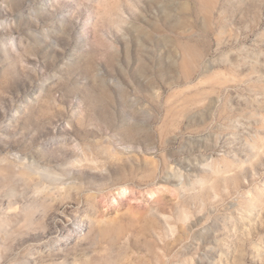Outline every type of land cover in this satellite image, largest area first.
<instances>
[{
    "label": "rangeland",
    "instance_id": "1",
    "mask_svg": "<svg viewBox=\"0 0 264 264\" xmlns=\"http://www.w3.org/2000/svg\"><path fill=\"white\" fill-rule=\"evenodd\" d=\"M0 264H264V0H0Z\"/></svg>",
    "mask_w": 264,
    "mask_h": 264
}]
</instances>
